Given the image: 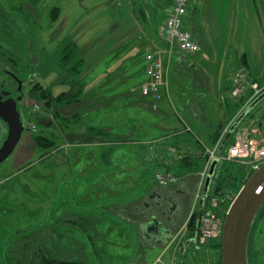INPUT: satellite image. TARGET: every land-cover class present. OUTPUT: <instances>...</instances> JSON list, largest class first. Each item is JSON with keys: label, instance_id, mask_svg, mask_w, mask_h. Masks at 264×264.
<instances>
[{"label": "rangeland", "instance_id": "rangeland-1", "mask_svg": "<svg viewBox=\"0 0 264 264\" xmlns=\"http://www.w3.org/2000/svg\"><path fill=\"white\" fill-rule=\"evenodd\" d=\"M94 1L0 0L1 15L4 16L5 23V27L0 26V30L4 32L1 36H6V42L0 47V59L18 79L23 81L19 110L25 114L24 122L31 129L27 131L25 128L12 154L0 164V264H6L8 248L18 233L27 234L44 225L50 226L49 228L62 238L59 247L64 250L73 252L81 243L84 251L88 244V249L91 250L92 245L87 244L84 235L75 236L79 230H73L70 221L79 222L82 228L89 227L86 229L89 232L92 230L90 233L95 237L96 246L103 249V253L99 255L100 262L93 258V255L92 257L89 255L90 264H193L194 261L195 264H220L218 252L211 251L208 247L206 248L209 253L200 250L201 247H197L198 251L191 250L189 244L182 246L181 242L176 245L175 240L168 249L153 248L147 246V243L150 245L151 243L147 242L141 233L138 239L137 227L134 224L135 216L141 222L148 220L149 215L144 212L147 198L143 195L155 182L156 168L145 160L146 151L156 140L154 136L162 137V134L160 132L155 134L153 126L149 124L150 119L154 118V113L146 111L142 113L130 103L135 99V93L139 92L136 84L142 79L141 68L135 57V18H130L131 22L128 24L124 22L122 30L113 34L114 41L107 43L106 49L119 43L120 48L117 52L107 58H99V54H94L93 58L88 59L90 64L91 61L96 63L99 61L91 73L92 76L96 72L107 73L100 76L99 80L105 87L102 92L106 93L108 103L105 107L109 109L107 116L103 111L99 114L92 113L91 125L118 124L127 131L123 138L114 136L118 143V146H113L115 153L110 150V143L103 144L113 139L103 137L90 139L88 136L77 140L64 133L60 134L52 98L41 100L38 96L33 98L29 96V91L38 84L49 88L56 96L69 88L68 83L84 79L83 75L89 72L90 66L86 60V64L79 66L78 59L74 62L71 58L69 60L71 64L68 66L61 61L62 59L60 60V55L69 42L82 45L83 52L91 43L97 42L92 49L98 50L99 45L104 42L97 40L103 34L101 33L103 29L108 27L103 26L104 11L102 8L97 9ZM115 3L118 4L116 10L122 8L123 4L135 8V0H115ZM53 7H58L61 11L55 22H52ZM193 10L194 16L197 17L198 8L193 7ZM190 19L196 21L193 16H190ZM186 24L191 31L190 21L186 20ZM128 44L130 51H127ZM122 49H126V55L121 52ZM141 51L139 55L144 53L143 49ZM9 60L13 62L10 63ZM191 63L179 57L171 69L169 68L167 79L169 90L164 89L160 102L169 103V99L172 100L173 108H169L166 113V122L172 126L171 128L181 127L173 109L178 111L179 104L183 105L185 99L195 98L190 79L203 82L202 78L198 79L193 74ZM70 67L72 69L67 70ZM109 67L111 68L107 72ZM115 74L117 75L114 76ZM90 93L86 92L87 97L84 95L85 92L82 93V101H86ZM160 102H156V105ZM35 105L38 106L36 111ZM227 107L228 113L222 121L220 122L221 118L214 120L218 133L216 139L222 136L224 128L234 120L235 113L242 108L238 102ZM73 111V108H66L61 112L64 115H71ZM263 111L264 99L245 116L238 128H248L251 124L254 126ZM131 125L140 127L141 134L133 133L134 128H131ZM70 128L73 129V126ZM82 129L84 128L80 131ZM34 138H38L41 144L36 143ZM186 138L187 136L183 135L181 138L171 140L173 145L169 148L172 150L168 148L167 157L172 165L177 163L179 165L180 159L185 155H191L193 158L194 155L191 153H196V148L191 146L194 138L192 136L187 138L192 144L188 141L186 144ZM89 142L92 145L87 144ZM140 158L144 160L140 162ZM192 164L196 165L197 159L196 162L192 161ZM171 171L177 174L173 169ZM146 174L150 175V178L149 184L145 185ZM177 175L181 178L179 174ZM246 178V173L238 165L224 163L218 168L217 177L211 186L213 185L214 189L216 184L221 183L223 191L235 195ZM199 201L200 197L196 199L195 195L191 204L193 210L197 209ZM139 212L141 213L138 215ZM190 215H187L178 227L182 233L187 232L186 225ZM92 221L96 223V227H90ZM95 228L96 231H93ZM75 237L79 244L75 243ZM249 240V264H264V210L255 220ZM181 246L183 254L178 257L176 252ZM173 253L175 261L171 258Z\"/></svg>", "mask_w": 264, "mask_h": 264}, {"label": "crops", "instance_id": "crops-1", "mask_svg": "<svg viewBox=\"0 0 264 264\" xmlns=\"http://www.w3.org/2000/svg\"><path fill=\"white\" fill-rule=\"evenodd\" d=\"M171 2L172 0H135V8L123 4L124 6H122V8L120 7L118 10H116L118 4L115 3V0H98V2L97 0L94 1V3L96 4L95 7H98L97 9L102 8V10L104 11H102L104 14L103 26H106L108 28L103 29V32H101L103 34H101V36H99V39L97 40L99 42L104 41L99 45L98 50L97 48L92 49L94 45L97 44V42L94 44L90 42V47L85 50L86 52L84 51V63L86 64L87 62L89 64L88 66H90V69L89 72L87 71L85 75H83L84 79L80 78L79 81L83 85H86L84 86L83 90V93L85 92L84 95L86 97L88 96L86 92H91L86 101L90 102L91 100H94L102 106H105L106 103H108L105 97L106 93L102 92L105 87L102 86L103 83L101 82V80H99L100 76H105L107 75V73L106 71L98 73L96 72V74L92 76L91 73L94 71L95 66L99 61H97V63L95 61H91L90 64V60L88 59L93 58L94 54H99V58H107L111 57L110 54L117 52V49L120 48V46H118V42V44H114L112 47L106 49V47L108 46L107 43L109 41H114L115 37H112L113 34L122 30L121 27H123L124 22H127V24L130 23V18H135L136 58H138L137 56L140 52H142L141 49L144 50V53H142L141 56H143L147 51H163L165 49L166 45L157 36L156 28L158 24L162 22L168 15ZM193 7L198 8L197 12L199 11V15L197 17L194 16ZM113 10L114 12H111ZM190 16L195 17L196 21L190 19ZM263 16L264 2L261 0L190 1V9L186 20H189L191 23L190 28L194 39L199 43L200 51L195 54H183L179 53L178 51H174L171 55V58L165 57V54L163 55V57L167 64L168 73L169 68L171 69L173 63L175 61L177 62L178 58L181 57L192 62V69L198 68L204 75V80L202 83L200 82V80H198V83L200 84L193 81V83H195L196 85L192 84L193 86H191V89L195 92V98L185 99L186 101L183 105L179 104L180 107L178 108V111L176 109H173V113L176 119L181 124L180 128H171L172 126H170V124L166 122V113L169 108H173L172 102L164 103L163 101H159L160 104L156 105V111H151V113H154V118L150 119L149 124L153 126L152 129L155 134H158L159 132L162 134V137H159V135L154 136V139L156 140L153 142L152 146L149 145L147 147L148 149L146 151L147 158L145 160H147L150 166H154L156 168L155 173L163 171L171 173V170L173 169V172H181V178L179 177L181 183L191 180H195L196 182H198L199 175L202 173L205 166L204 155L202 154V159H197V167L194 168L195 172L188 173L187 168H185L187 167L186 162H184L185 167H181L180 165H178V163L172 165L169 162L170 159L167 157V153L169 151L167 150L169 146L171 147L173 145V142H171V140L173 138H181V135L183 136L184 131L191 132L195 140V142L191 146L196 148V153L191 154H197L198 156L199 153H202L203 148L205 149L206 146L212 145V142L218 135L216 131L217 129L215 128L216 121L214 120H216L217 118H221V122L225 114L228 113L227 102H225V100L223 102V97H225L224 94H226V91L223 90V84H225L224 75H229L230 80V77H232V75L240 70L247 77V84H257V82H259L260 85L264 86ZM185 27L187 28L186 21ZM77 46L80 48L82 47V45L78 43ZM127 48V51L131 50L130 45ZM121 52L126 55V49H122ZM110 68L111 67L107 69V72L110 70ZM116 75L117 74H115L114 76ZM86 78L87 80H85ZM144 79L145 76L143 74L142 80ZM108 80H106V82ZM200 90H203L204 93L199 94L198 92H200ZM197 100L198 102L203 101L205 105V110L202 113L200 123L192 120L188 116V114L184 112L186 106L190 105L192 108L193 105L197 103ZM150 101V98H145V100H143V102L141 103L143 105L142 109L147 107L146 105H148ZM103 112L107 116L108 111H106L105 109ZM167 131H172L173 133L169 132L170 134L166 135L165 132ZM156 141L157 143H155ZM187 141L189 144H192L189 139L186 140V144ZM185 157H188V155H185ZM143 160L144 158L139 159L140 162H142ZM149 178L150 175L146 174L144 182L145 185L149 184ZM143 196H145V194ZM148 202L149 200L147 199V203H145L148 204ZM145 203L144 212L148 213L150 209H148ZM140 213L141 212H139L138 215ZM136 219L137 218L135 216V225L137 227V234L139 239V225L144 221L141 222V220ZM178 227L172 230L173 234L176 233ZM174 237L175 235L172 238L164 240L162 243L158 244L152 240L150 241L151 245L147 243V246L153 248L159 247L168 249L173 245L175 241ZM204 251L206 253H209L208 248H205ZM171 258L175 261L174 253L173 257Z\"/></svg>", "mask_w": 264, "mask_h": 264}, {"label": "trees", "instance_id": "trees-1", "mask_svg": "<svg viewBox=\"0 0 264 264\" xmlns=\"http://www.w3.org/2000/svg\"><path fill=\"white\" fill-rule=\"evenodd\" d=\"M53 14H52V22H55L58 18V14H59V9L58 7H53ZM2 10L0 9V26H2L3 28L5 27V23L3 21V15H1ZM4 32H2L0 30V47L2 46V44L4 42H6V36H1ZM1 53V52H0ZM84 52L81 50L80 47H78L76 45V43L73 42H69L65 48L62 50L61 55H60V60L64 61L65 64H67L68 66H70V61L71 58L72 60L75 62L76 59L79 66L83 65L84 63ZM142 55V54H141ZM138 55V58L136 59V61L138 62L137 64H139L140 68H141V78L144 74V61H143V56ZM69 61V62H68ZM10 63L13 62V60H9ZM7 64L2 61L0 59V66H6ZM72 69L67 68V70ZM193 74L195 76H197L199 79L202 78V80H204V75L201 73V71L198 68L192 69ZM194 76V77H195ZM233 77V75H232ZM232 77H230L229 80V75H224V83L223 84V90L226 91L225 97H223V102L225 100V102H227V106H233L235 105V103L238 102L239 107H243L244 104H248L250 102H252L255 97L253 99H251L250 101H248V99L250 98V96L252 95V90L250 89V84H246V90L244 91V93H242L240 96L236 97V98H232L230 97V90L232 88ZM228 78V79H227ZM247 79V77H246ZM196 80V79H195ZM194 78L190 79V84L191 86H193L192 84L193 81H195ZM143 80L141 79L136 85L141 84ZM198 81V80H197ZM197 81H195L196 83H198ZM201 82V81H200ZM202 83V82H201ZM248 83V82H247ZM200 84V83H198ZM197 84V85H198ZM196 85V84H195ZM69 88L66 91H62L60 92L58 95L54 96L52 94V92L50 91L49 88H44L41 85H36V87L34 89H31L29 91V96L31 98L33 97H37L41 100L44 99H51L52 98V102L54 103L55 106V110H54V116L57 120V124H58V128L60 129V134L64 133V135L66 136H70V137H74L78 140L81 139L82 137H84V139L86 137H90L91 138H105V139H113L112 141H108V142H104L103 144H107L110 143L109 145L110 150H112V153H115L114 151V145L118 146L117 141L114 140V136H117L119 138H123L124 136H126L127 131L125 129V127L120 126L118 124L115 125H107V124H101V125H97V126H93L91 125V119L92 118V113H100L101 111H104L106 109V111H109L108 108H106L105 106L100 105L97 101H82L81 99V95L83 93L84 90V85L80 82V81H76V82H72V83H68L67 85ZM75 89V90H74ZM138 89V88H137ZM74 91V92H73ZM198 92V91H197ZM200 93H204V91L200 90ZM198 96V95H197ZM143 100H145V97H142L140 95V92H136L135 93V99L131 100L130 103L132 106H134L136 109H138L140 112H155L153 110H151V107L148 103V105H146L147 107L143 108V105L141 104L143 102ZM248 101V103H247ZM196 103V101H195ZM66 108H73L74 111L73 113H71V115H64L62 114V109H66ZM120 109V108H118ZM205 110V105L203 101H199L197 100V103L193 105V107L191 108L190 105L186 106V108L184 109V112L188 114V116L194 120L195 122L200 123L201 122V118H202V113ZM184 113V114H185ZM238 113V112H237ZM235 113V115L237 114ZM234 115V116H235ZM64 116H68V117H64ZM264 118V113L261 115V117L258 119V122L260 123V121ZM73 126V129H71L70 127ZM134 128V130H132L133 133L137 134L140 133L141 134V129L140 127H135L134 125H131V128ZM81 128L82 131H80ZM77 129V130H76ZM62 131V132H61ZM78 131V132H77ZM172 131H167L165 133H167L166 135L170 134ZM134 134V136H135ZM63 135V137H64ZM184 136L188 137H193L192 133L189 131H184L183 132ZM182 136V135H181ZM41 137V136H39ZM140 137V136H139ZM178 137V136H177ZM217 137V136H216ZM187 138L185 140H187ZM88 139V138H87ZM174 139V138H173ZM35 142L38 144H41L40 141L38 140V138H34ZM141 140V139H140ZM105 141V140H104ZM136 141V140H135ZM216 141L215 140L212 142V144ZM195 142V140H194ZM131 143H133L131 141ZM137 143V142H135ZM78 144V143H77ZM89 145H92L91 142L87 143ZM102 144V145H103ZM118 148V147H117ZM204 148L202 150V153H199L198 156L197 154H193V158L190 156L188 157H184L181 160V163H179V165L181 167H185L184 166V162H186L187 164V171L188 173H193L195 172L194 168L197 165H193L192 161L196 162V159H202V154L204 155ZM111 153V154H112ZM188 159H192V160H188ZM184 160V161H182ZM206 160V157L204 155V161ZM177 174H179L181 176V172H177ZM176 174V176H178ZM155 175V174H154ZM179 177V176H178ZM246 182V179L243 181V183L240 185L241 186ZM239 188V189H240ZM222 189V185L220 184H216V186L214 187V195H216L218 192H220V190ZM238 189V191H239ZM237 191V192H238ZM207 209V206H205L204 208H199L197 207L196 210L192 211V214L190 215V218L188 219L187 222V232L185 234V239L183 242V245L188 243L189 244V249H194L196 251H198L199 249H197V247H201L200 250H204L206 247H208L211 251L216 250L218 252V260L220 261V240H213V241H209L204 245H199L198 241H197V235H198V220L200 215L205 212ZM262 210L258 212L257 214V218L259 217V215L261 214ZM71 225L70 227L74 228L73 230H79L78 233H75L76 235H84L85 238L87 239V244L90 243L92 245V249L89 250V244L88 247L86 248V250L84 251V248L81 246V244H79L78 239H76L75 237V243H78L79 245L76 246L75 251L71 252V251H66L64 250L62 247H59V244L61 242V237L59 235H57V233L49 228L50 226L48 225H44L42 227H40L38 230H32L29 233H18L15 238L12 240L10 247L8 248V252L6 254V264H90L88 261V257L90 255V257H92L91 255H93V258H96L99 262V255L103 253V249H101L100 247L96 246L95 244V237L93 235H91L92 233H90L92 230L86 229L89 227H84L82 228L81 226H79V222L77 221H70ZM96 223L92 221V223L90 222V227H96L95 226ZM90 228V229H91ZM93 231H96V228L93 229ZM100 235V234H98ZM94 237V238H93ZM100 237V236H99ZM182 246L179 248V250L176 252L177 256L180 257L179 255L183 254L182 253ZM76 251H78L77 253H75ZM250 254V250H249V246H248V256ZM196 261V257L194 258ZM182 264V263H181ZM195 264V261L194 263Z\"/></svg>", "mask_w": 264, "mask_h": 264}, {"label": "built area", "instance_id": "built-area-1", "mask_svg": "<svg viewBox=\"0 0 264 264\" xmlns=\"http://www.w3.org/2000/svg\"><path fill=\"white\" fill-rule=\"evenodd\" d=\"M190 1L172 0L168 15L156 28L157 36L166 45L165 49L163 51H147L143 55L145 79L139 85V92L142 97L151 99L149 105L153 111L156 110V102L163 99L164 89L169 90L167 82L168 68L163 55L165 54V57L171 58L174 51L183 54H195L200 51L199 43L194 39L192 32L185 27ZM246 84V76L239 70L232 77L230 97L236 98L244 93ZM252 85L251 90L253 92L248 101L264 89V86ZM169 101L172 102L171 98ZM37 109L38 106L35 105L34 110ZM230 125L229 123L224 128L222 136L211 146H206L204 150L206 162L204 170L200 174L201 181L213 160H217L218 165L235 163L246 173L247 177L264 165V118L254 126L251 124L248 128L237 127L238 129L231 133L225 141L224 137L228 133ZM154 179L159 186L172 185L179 181L177 176L168 172H158L155 174ZM223 188L216 195L211 192L204 200L206 202L203 208L207 206V209L200 215L198 220L197 241L199 245H204L213 240H220L223 218L236 195L230 194L229 191H223ZM197 198H199L198 195ZM185 233L186 231L182 233V230H179L174 237L176 245L181 243Z\"/></svg>", "mask_w": 264, "mask_h": 264}, {"label": "water", "instance_id": "water-1", "mask_svg": "<svg viewBox=\"0 0 264 264\" xmlns=\"http://www.w3.org/2000/svg\"><path fill=\"white\" fill-rule=\"evenodd\" d=\"M16 80L19 86L18 91H20L22 81L18 80L17 77ZM7 96H9V92L1 89L0 120L6 125L7 134L0 147V164L12 154L24 131L16 102L11 99H5ZM263 99L264 92L240 113L232 123L225 140L245 116L259 105ZM216 165L217 160H213L210 164L201 192L202 198L207 195ZM263 205L264 165L254 171L242 185L225 214L220 238V264H249V237L256 216Z\"/></svg>", "mask_w": 264, "mask_h": 264}, {"label": "flooded vegetation", "instance_id": "flooded-vegetation-1", "mask_svg": "<svg viewBox=\"0 0 264 264\" xmlns=\"http://www.w3.org/2000/svg\"><path fill=\"white\" fill-rule=\"evenodd\" d=\"M22 86L23 81L21 84V90L18 91L19 86L18 81L16 80V75L13 71L8 69L7 65L3 68L0 66V90L2 89L9 92V96L5 97V99L14 100L16 102L17 110H19V104L22 99L20 95L23 92ZM18 112L20 113L21 122L25 130L27 127V124L24 122L25 114L23 115L22 110H19ZM6 134V125L0 120V147L6 138ZM191 181L181 183L180 180L176 184L167 186H159L155 184L147 191L145 196L149 202L148 204L145 203V205L150 209L147 213L149 219L139 225L141 236L147 242L153 240L157 244L162 243L164 240H168L177 234L180 228H178L175 234L172 233V230L177 228L184 221L186 216H189L192 213L193 208L191 207V204L194 196H197V194L201 195L202 187L199 189V180L198 182L195 180ZM191 208L192 210H190ZM263 210L264 206L262 212ZM188 211H190L189 214ZM255 220H257V217ZM248 260H250V256H248Z\"/></svg>", "mask_w": 264, "mask_h": 264}]
</instances>
